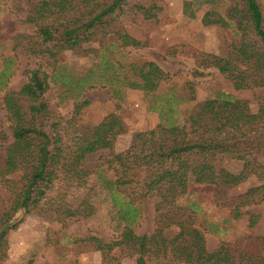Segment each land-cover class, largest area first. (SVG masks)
Here are the masks:
<instances>
[{"label": "trees", "instance_id": "trees-1", "mask_svg": "<svg viewBox=\"0 0 264 264\" xmlns=\"http://www.w3.org/2000/svg\"><path fill=\"white\" fill-rule=\"evenodd\" d=\"M182 3L186 17L196 18L202 11L201 24L219 25L228 38L224 56L190 50L196 66L216 69L235 90L259 87L264 91L262 0ZM122 15L140 26L172 21L165 0H38L24 20L29 32L12 38V48L23 43L20 47L26 53L47 56L55 75L64 50L98 57L96 70L87 76H67L66 89L83 92L100 84L108 87L114 99L120 98L114 85L139 90L147 110L158 112L160 121L150 130L135 132L126 149L112 153L115 138L123 131L115 113L105 115L98 124L82 121L79 114L89 104L83 98L74 101L71 117L64 120L44 100L50 88V75L44 69L29 70L19 90H6L10 68L4 66L0 91L5 89L2 102L8 127L0 130L5 153L0 189L7 206L0 209V258L6 255L8 231L21 221L17 215L32 212L58 184L56 196L64 206L55 216L62 227L66 220L93 217L101 190L113 200L123 223L119 235L109 241L90 234L67 241V250L74 256L98 251L102 264H118L110 254L124 246L137 253L136 264H146L147 256L156 259V264H264V210L255 206L264 202V97L256 113L250 112L246 100L222 91L180 110V103L193 98L180 101L168 94L161 98L157 91L168 73L156 62L124 64L116 59L115 50L143 46L126 31ZM179 47L168 48L167 55L187 51ZM201 74L199 69L194 71V75ZM102 150L109 154L96 173L86 169L87 156ZM224 158L238 162L237 169L225 166ZM107 168L114 171L113 177L102 174ZM253 176L257 184L244 192L229 195L223 191ZM131 185L154 196L155 226L148 234L134 230L140 210L126 199ZM192 185L213 186L215 204L227 209L226 220H242L245 233L224 237L209 251L198 212L178 202ZM58 264L78 263L60 252Z\"/></svg>", "mask_w": 264, "mask_h": 264}, {"label": "rangeland", "instance_id": "rangeland-1", "mask_svg": "<svg viewBox=\"0 0 264 264\" xmlns=\"http://www.w3.org/2000/svg\"><path fill=\"white\" fill-rule=\"evenodd\" d=\"M38 0H0V70L4 66L10 68L6 90H19L26 82L31 69L41 67L50 75V88L44 95V100L51 109L59 112L63 119H69L74 109V101L86 98L89 104L81 110L79 117L82 121L98 124L105 115L113 112L121 121L123 131L112 145V153L126 149L132 135L137 131H147L155 127L160 121L156 111H148L146 100L139 90L123 89L114 85L118 90L119 99H114L108 87L97 84L85 88L83 92L67 90L66 77L81 78L90 71L96 70L98 57L88 54L82 56L72 50H64L59 55L62 64L57 67V74L47 56H34L26 53L20 46L12 48V38L16 34L28 33L25 18ZM168 14L172 21L163 25L140 26L133 23L128 15H122L120 21L126 31L139 40L143 46L139 48L126 47L116 51V59L121 63H142L147 60L156 62L168 78L162 82L157 93L161 98L171 96L182 101L178 108L185 111L207 98H213L218 92L232 94L237 99L246 100L251 113H256L264 91L259 87L235 90L230 81L216 69L197 67L189 57L190 50H199L220 56L227 52L228 38L225 30L219 25L203 26L200 22L202 11H198L196 18H189L183 14L182 0H165ZM263 7H264V0ZM181 46L187 50L167 55L168 48ZM104 60V59H103ZM103 61H101L102 63ZM199 69L202 74L194 75ZM88 71V73H87ZM86 75V76H87ZM89 82H87L88 84ZM4 89V90H5ZM0 91V130H7L8 121L3 107ZM168 94V96H166ZM108 103L111 106H108ZM176 104V103H175ZM109 154L102 150L89 154L84 167L96 173V168ZM5 160L3 144L0 143V163ZM107 166V163H105ZM223 164L231 170L237 169L238 162L223 159ZM102 174L113 177L112 169H105ZM97 182L102 184L97 178ZM257 184L256 177H250L234 188L225 189L229 195L244 192L250 186ZM58 184L48 191L46 198L30 213L21 212L17 216L21 220L15 229L7 234L8 247L6 255L0 258V264H22L32 260L31 264H58V256L63 252L65 257L76 259L78 264H102L98 251L84 252L74 256L67 250L66 243L73 237L81 235H97L106 241L116 238L121 232L123 223L119 221L117 208L113 207V200L103 190L96 197V214L88 219L66 220L62 227L57 221L55 213L62 210L64 203L57 198ZM0 189V209H5L7 200ZM53 199V200H51ZM126 199L129 203L139 206L140 215L134 225L137 234H148L154 228V196L147 195L142 187L131 185ZM179 203L192 206L200 216V226L204 231L206 247L209 251L216 248L219 241L232 234L245 233L242 220L230 222L226 220L227 209L215 204L214 191L211 185H192L185 195L178 199ZM264 210V202L255 205ZM264 227V225H263ZM137 253L124 246L116 248L110 257L118 264H136ZM156 259L146 257V264H156Z\"/></svg>", "mask_w": 264, "mask_h": 264}, {"label": "crops", "instance_id": "crops-1", "mask_svg": "<svg viewBox=\"0 0 264 264\" xmlns=\"http://www.w3.org/2000/svg\"><path fill=\"white\" fill-rule=\"evenodd\" d=\"M108 106H111V104H110V103H108Z\"/></svg>", "mask_w": 264, "mask_h": 264}]
</instances>
